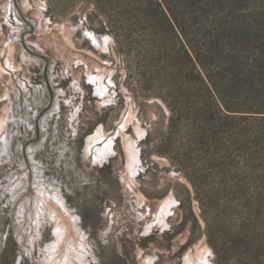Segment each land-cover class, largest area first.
<instances>
[{"label": "rangeland", "instance_id": "374dc122", "mask_svg": "<svg viewBox=\"0 0 264 264\" xmlns=\"http://www.w3.org/2000/svg\"><path fill=\"white\" fill-rule=\"evenodd\" d=\"M118 5L0 0V264H43L42 251L55 241V214L67 231L56 257L84 247L92 264H186L189 256L204 264L198 252L211 264H264V257L262 263L251 257L255 232L248 220L264 197H257L252 183L244 196L235 182L213 200L196 196L174 153L189 132H171L168 107L139 82L142 67L133 50L120 49L117 35L106 29L111 15L119 19ZM91 137L98 140L90 148ZM110 138L111 152L97 158L96 147ZM24 152L32 166L23 171ZM34 164L42 172L31 170ZM13 172L21 175L16 204L1 187L11 183ZM208 186L201 185L203 193ZM166 198L173 202L161 223ZM202 202L219 228L216 247L207 236ZM21 204L25 217L19 222ZM75 215L80 220L74 222ZM260 252L264 256V245Z\"/></svg>", "mask_w": 264, "mask_h": 264}, {"label": "trees", "instance_id": "16d2710c", "mask_svg": "<svg viewBox=\"0 0 264 264\" xmlns=\"http://www.w3.org/2000/svg\"><path fill=\"white\" fill-rule=\"evenodd\" d=\"M116 2L119 19L111 15L106 29L120 49L133 50L142 67L139 82L168 107L171 132H189L174 153L196 196L213 200L235 182L244 196L252 183L264 197V0ZM208 182L212 188L203 193ZM257 205L248 220L254 237L263 233L252 238L251 257L262 263L264 206ZM202 206L216 247L219 228Z\"/></svg>", "mask_w": 264, "mask_h": 264}, {"label": "bare ground", "instance_id": "6f19581e", "mask_svg": "<svg viewBox=\"0 0 264 264\" xmlns=\"http://www.w3.org/2000/svg\"><path fill=\"white\" fill-rule=\"evenodd\" d=\"M94 41L96 42V44L98 43V40L96 38V36H94ZM98 136V135H97ZM6 139V138H5ZM91 140H92V143H91ZM98 140L97 137H91V139H89V147L91 148L92 145L91 144H94L96 141ZM7 141V140H6ZM114 143V140L113 138H110L107 143L105 144L104 147H96V151L94 153V155L97 157V158H101L102 156H105L106 154H108L109 152H111V145ZM7 146V145H6ZM128 147V150H129V155L131 156V164L134 166L133 168H138L137 165L135 164L136 161H137V151L135 150V147L133 145V143L131 144L128 143L127 145ZM19 148V147H18ZM20 151H22V149H19ZM26 153V154H25ZM33 153V152H32ZM23 154V153H22ZM24 160L22 159V163H21V169L23 170H27V168L29 167V165L31 164L30 161H29V157H27V152H24ZM129 156V157H130ZM31 157L33 160L34 159V154H31ZM138 163V161H137ZM35 166L31 169L33 170L35 168V172L36 174L40 172L41 170V167L38 166V164H34ZM32 165H30L31 167ZM20 169V170H21ZM23 170V171H24ZM29 170V168H28ZM26 172V171H25ZM30 172V171H29ZM42 172V170H41ZM9 180H10V184L8 185H5V184H2L1 187H3L2 189L5 191H3L4 193H8V194H11L15 204H16V201L17 200H20L19 199V194H20V191L18 192V189L20 187V183H21V175H17L16 172H13L11 176L8 177ZM17 183V184H15ZM45 187V186H43ZM21 197V196H20ZM173 202V198H166L164 201H163V208L161 209L160 213H159V217H158V221L163 223L165 222V219H164V216H165V213L164 211H169V208H170V205L172 204ZM20 203V202H19ZM18 203V204H19ZM14 204V203H13ZM61 204L64 206V209L65 211H69V208L67 207V204H65L63 201L61 202ZM19 206V205H18ZM15 208L16 205H15ZM24 205L21 204L20 208H18L17 210V214H16V217H17V221L19 222H22V218L25 217V212H24ZM39 215H37V220H38V224L37 226H41L40 228H42L44 226V222L41 218V213H38ZM78 219L80 220V217L78 215H75L73 220L75 222L78 221ZM54 223V243L51 244L49 247H46L47 249L45 250V252L42 251V256L44 257V260L41 262L43 264H75L73 263L71 257H75L79 262H81V264H92V261L89 260V256H88V251L86 248H82L81 252L78 251L77 249H75L74 251L70 248H68V251L61 257H56V255L58 254V250L57 248L60 246V243H61V240L63 241V237L66 235V224L64 222V220L58 215V214H55V216L53 217V221ZM22 224V223H21ZM37 233H39L38 236L41 235V229L38 231L37 230ZM22 237V236H21ZM66 237V236H65ZM37 240H39V238L37 237ZM36 246V241L34 240L33 241V245L31 246L30 248V254H32V247ZM48 246V245H47ZM71 255V256H70ZM22 259V257H21ZM190 256L188 257L187 261H186V264H194V261L191 259L189 261ZM198 259L200 262L204 263V264H211L207 259L206 257H204L203 254H201L200 252H198Z\"/></svg>", "mask_w": 264, "mask_h": 264}, {"label": "snow or ice", "instance_id": "6c2138e0", "mask_svg": "<svg viewBox=\"0 0 264 264\" xmlns=\"http://www.w3.org/2000/svg\"><path fill=\"white\" fill-rule=\"evenodd\" d=\"M209 255H210V253H209Z\"/></svg>", "mask_w": 264, "mask_h": 264}]
</instances>
